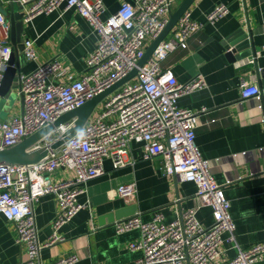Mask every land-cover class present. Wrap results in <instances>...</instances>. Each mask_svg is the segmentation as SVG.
<instances>
[{
  "label": "built area",
  "instance_id": "2783aa9c",
  "mask_svg": "<svg viewBox=\"0 0 264 264\" xmlns=\"http://www.w3.org/2000/svg\"><path fill=\"white\" fill-rule=\"evenodd\" d=\"M19 1L24 7L23 21L58 9H76L97 35V42L86 57V69L77 77L58 58L41 62L19 76L17 89L24 103L19 114L0 121V149L52 123L61 113L77 108L130 72L143 56L148 39L151 41L165 27L177 0L125 1L106 19L101 18L106 9L102 0ZM228 12L227 5L219 4L207 14L206 21L214 24ZM177 21L137 75L105 98L102 108L92 112L77 135L36 163L0 166V213L14 224V240L25 248L20 264L77 262L72 253L45 263L40 253L46 246L64 241L59 230L84 206L77 202L82 184L104 173L105 159H110L115 169L125 166L133 140L141 143L144 159L162 158L166 175L194 182L200 205H208L213 217L210 225H202L196 218L198 206L181 210L171 222H165L160 213L148 222L137 213L117 219L113 223L116 232L140 231V238L128 245L130 251L140 252L134 264H259L264 257L263 242L239 247L230 200L223 195L222 184L213 178L210 161L196 143L197 114L179 105L185 94L203 88L204 76L198 74L180 83L170 69L161 66L170 51L186 48L188 38L203 25L193 20L188 9ZM10 31L9 20L0 9V86L12 53ZM22 43L25 60L35 61L38 53L33 41L24 39ZM263 50H256L249 61L254 62ZM240 91L243 100L262 99L256 83H242ZM65 128L62 124L44 142L61 135ZM62 167L73 169L74 178L51 182L50 175ZM136 191L135 181H128L118 185L114 195L128 198ZM45 194H52L60 208L50 235L41 242L34 206ZM225 241L236 254L218 262Z\"/></svg>",
  "mask_w": 264,
  "mask_h": 264
},
{
  "label": "crops",
  "instance_id": "0c3cea01",
  "mask_svg": "<svg viewBox=\"0 0 264 264\" xmlns=\"http://www.w3.org/2000/svg\"><path fill=\"white\" fill-rule=\"evenodd\" d=\"M125 1L129 0H102L106 9L101 18L106 19ZM181 1L173 3L171 12ZM219 4L227 5L229 12L214 24L206 21L207 14ZM0 5L9 10L10 0ZM14 8L17 10L15 4ZM188 10L193 20L203 25L188 38L186 48L170 51L161 66L170 69L180 83L198 74L204 76L203 88L185 94L179 105L197 114V146L209 159L213 178L222 184L223 195L230 200L238 245L248 248L264 243V50L254 62L249 61L251 56L231 62L224 45L226 37L242 29L256 50L264 47V0H194ZM23 23L17 54L20 75L52 58L63 60L76 77L84 72L97 35L76 9L41 13ZM24 39L33 41L38 53L35 61L25 60ZM242 83L258 84L262 99L243 100ZM21 109L19 99L0 97V121L19 114ZM129 148L125 166L115 169L111 160L105 159L104 173L82 184L77 202L84 206L59 230L64 241L42 249L40 258L45 263L73 253L78 257L74 264H134L140 252L130 251L128 245L140 238L139 229L116 232L113 223H99L100 217L125 207L135 206L132 215L139 214L143 222L157 213L165 222H171L181 210L199 206L196 218L201 224L207 227L213 222L211 208L200 205L194 182L166 175L160 156L144 159L140 142L133 140ZM74 176L73 169L62 167L50 175V180L57 183ZM128 181L137 184L134 196H115L116 187ZM59 208L52 194L35 202L41 242L50 235ZM15 237L14 224L0 213V264H20L24 259L25 248L16 244ZM220 249L218 262L236 254L228 241ZM259 264H264V257Z\"/></svg>",
  "mask_w": 264,
  "mask_h": 264
},
{
  "label": "water",
  "instance_id": "95a60500",
  "mask_svg": "<svg viewBox=\"0 0 264 264\" xmlns=\"http://www.w3.org/2000/svg\"><path fill=\"white\" fill-rule=\"evenodd\" d=\"M194 0H182L176 10L169 13L167 23L162 31L152 39L148 44L143 56L137 62V65L131 69L125 76L113 83V85L103 89L96 93L94 97L85 101L77 108L65 111L61 113L55 121L43 126L34 133L26 136L18 143L8 146L7 148L0 149V166L8 165H26L28 163H36L42 160L50 150L58 149L65 141L74 137L79 133V129L85 124V122L91 117L92 112L96 106L107 98L114 90L130 81L138 73L140 67H142L151 56L154 49L166 38L167 34L174 28L177 20L181 17L183 12L187 10ZM16 5L17 10L14 8ZM8 9H3L0 5V9L3 14L9 20L11 26L10 31V43L12 44V53L9 59V66L3 76V81L0 86V97L5 99L12 98L14 100L19 99L21 107L24 103V97L18 93V78L20 76V61L17 58L18 45L21 41V36L24 30L23 21V4L19 0H10V6ZM225 40V55L231 62L245 59L250 56H255V46L250 38L249 34L242 29H237L234 33L226 37ZM15 90V92H13ZM66 125V128L62 131L61 135L56 136L48 142H44L46 138L55 133V129ZM42 143V144H41ZM135 206L125 207L118 209L117 211L107 214L99 218V223L104 224L107 220L110 223H114L117 219L130 216L135 212Z\"/></svg>",
  "mask_w": 264,
  "mask_h": 264
},
{
  "label": "rangeland",
  "instance_id": "374dc122",
  "mask_svg": "<svg viewBox=\"0 0 264 264\" xmlns=\"http://www.w3.org/2000/svg\"><path fill=\"white\" fill-rule=\"evenodd\" d=\"M169 35L170 34H168L167 36H166V39L169 37ZM150 43V40L148 39V41H147V45ZM103 102L104 101H101L97 106H96V109L94 110V112L96 111V110H100L101 108H102V106H103Z\"/></svg>",
  "mask_w": 264,
  "mask_h": 264
}]
</instances>
